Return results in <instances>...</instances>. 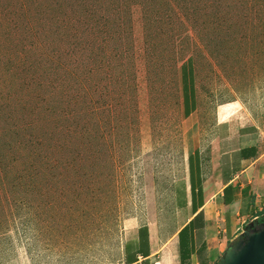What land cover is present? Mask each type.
<instances>
[{"label": "rangeland", "instance_id": "374dc122", "mask_svg": "<svg viewBox=\"0 0 264 264\" xmlns=\"http://www.w3.org/2000/svg\"><path fill=\"white\" fill-rule=\"evenodd\" d=\"M224 106L264 144V0H0V264H124L141 225L170 241L185 148Z\"/></svg>", "mask_w": 264, "mask_h": 264}, {"label": "crops", "instance_id": "0c3cea01", "mask_svg": "<svg viewBox=\"0 0 264 264\" xmlns=\"http://www.w3.org/2000/svg\"><path fill=\"white\" fill-rule=\"evenodd\" d=\"M226 108L219 112L216 130L209 132L203 144L196 135L185 148L183 188L177 206L186 216L170 241L157 247L150 243V263L155 255H171L174 264H218L229 244L249 224L264 217V144L255 124L225 114ZM193 201L195 212L191 210ZM184 226V248L191 254L183 259L178 232Z\"/></svg>", "mask_w": 264, "mask_h": 264}, {"label": "trees", "instance_id": "16d2710c", "mask_svg": "<svg viewBox=\"0 0 264 264\" xmlns=\"http://www.w3.org/2000/svg\"><path fill=\"white\" fill-rule=\"evenodd\" d=\"M194 75H193V67L190 58H187L185 62L181 64V91H182V102H183V114L184 116H188L190 112H192L196 107V99H195V87H194ZM192 172V168H190ZM181 191H179V194ZM190 193L194 194V185H190ZM199 194H201V188L199 189ZM200 203V201H199ZM192 212L197 210V207L192 202L191 207ZM187 226V225H186ZM184 226L179 232V245L186 246V236L184 235ZM183 233V235H181ZM124 255H123V263L124 264H150L149 254H150V238H149V230L147 225H141L137 229V237L133 240L126 241L123 245ZM191 252L188 248H184L181 256L184 258H189ZM182 262V261H181Z\"/></svg>", "mask_w": 264, "mask_h": 264}, {"label": "water", "instance_id": "95a60500", "mask_svg": "<svg viewBox=\"0 0 264 264\" xmlns=\"http://www.w3.org/2000/svg\"><path fill=\"white\" fill-rule=\"evenodd\" d=\"M218 264H264V217L229 244Z\"/></svg>", "mask_w": 264, "mask_h": 264}]
</instances>
